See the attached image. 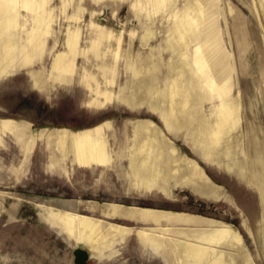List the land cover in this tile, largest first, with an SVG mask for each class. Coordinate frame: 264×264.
<instances>
[{"label":"rangeland","instance_id":"obj_1","mask_svg":"<svg viewBox=\"0 0 264 264\" xmlns=\"http://www.w3.org/2000/svg\"><path fill=\"white\" fill-rule=\"evenodd\" d=\"M208 17L212 28L206 34ZM178 25H190L191 34L182 38ZM171 45L183 57L216 53L203 69L207 74L198 78L197 98L213 124L218 75H210L221 67L224 87L239 100L240 121L223 138L232 162L207 161L183 129L165 128L167 66L177 56ZM58 58L61 71L65 65L71 70L65 80L50 75ZM192 67L195 71L196 64ZM145 69L146 100L130 108L124 97L139 86L133 72ZM154 96L158 106L153 108ZM5 118L26 122L33 141L24 147L0 128V264H74L75 249L87 255L83 264H180L164 246L140 234H158L167 225L133 217L131 207L224 222L241 236L248 256V261L227 258L226 264H264V197L253 175L264 176V0H0V120ZM146 119L178 154L203 168L220 187L214 191L218 199L202 198L184 186L164 195L137 185L130 167L133 126ZM56 128L77 137L94 128L89 134L100 140L110 161L82 167L37 136ZM43 207L94 217L116 229L92 254L50 217L41 219ZM108 208L110 216L98 211ZM118 211L125 216H114ZM192 228L170 227L165 236L177 239L173 231Z\"/></svg>","mask_w":264,"mask_h":264},{"label":"bare ground","instance_id":"obj_2","mask_svg":"<svg viewBox=\"0 0 264 264\" xmlns=\"http://www.w3.org/2000/svg\"><path fill=\"white\" fill-rule=\"evenodd\" d=\"M197 21L192 20L195 23ZM203 23L205 24L204 32L207 34L212 28L211 17L205 18ZM185 27L182 29L181 25L176 26V33L182 38V35L186 36L192 31L190 25ZM186 44L188 45L189 42H186ZM215 46L216 44H213V48ZM171 49L177 56L171 58L167 66L169 83H167L166 88L167 107L163 120L165 128L170 131L183 129L207 161L220 159L228 163L232 162L231 148L223 138L240 121L238 120L239 100L231 98L229 95L230 89L224 87L223 69L221 67H218V74L210 75L211 78L218 75V110L213 111L215 116L213 124L208 122L204 112L199 108L201 102L197 98L200 94L198 78L207 74L203 69L210 60L214 59L216 53L211 52L209 57L203 58L197 56L196 53L190 54V57H188V54L183 57L178 53V46L171 45ZM21 50L25 54L27 46L22 47ZM219 54L218 52V57ZM61 61L62 59H57L50 75L56 79L65 80L71 70L68 65H65L64 70L61 71L63 63ZM193 63L196 64L195 71L192 70ZM146 71L148 69L143 72L138 70L133 72L132 81L137 82L139 86L136 90L129 91L128 95L124 97L126 106L134 108L145 102L147 85L150 83V77L142 76ZM194 74L196 75L194 76ZM35 80L38 83L37 77ZM119 97L121 98L123 95ZM149 104L153 108L158 106L157 98L154 96ZM0 128L15 136L24 147L31 145L32 138L27 132L29 127L26 122H16L5 118L0 120ZM39 137L43 138L48 144L53 143L58 152L63 155L66 154V146L69 141V148L78 162L89 163L93 161L103 165L110 161L100 140H92L89 134L74 139L64 129L56 128V130L39 133ZM133 139L135 143L130 167L138 186L157 189L164 195H167L173 187L184 186L190 188L202 198L218 199L219 196L214 191L219 186H215L195 160L178 154L171 141L161 134L154 122L148 119L136 121L133 126ZM239 163L240 161L235 162L236 165ZM253 175L254 178L259 180L260 194L261 197H264V176L259 178L255 172ZM44 209L47 217H50L55 224L60 225L63 230L67 231L69 237L76 243L86 246L92 254H97L100 247L103 244L106 245L103 239L110 235L112 229H116L112 226L107 228L102 221L94 217L66 210H54L50 207ZM131 209L129 210H131L130 214L133 217L167 225V228H162V231L158 234L145 230H140V234L147 242L153 243L157 247L158 245L164 246L166 252L175 255L177 262H180V264H226L227 258L235 259L237 257L248 261V256L242 252L243 241L241 236L224 222L220 223L196 215L174 213L172 211L137 207H131ZM176 226L193 228L190 231H173L174 234L178 235L177 239H172L171 236L167 238L165 235L168 234L170 227ZM229 247L233 249V252L226 251Z\"/></svg>","mask_w":264,"mask_h":264},{"label":"crops","instance_id":"obj_3","mask_svg":"<svg viewBox=\"0 0 264 264\" xmlns=\"http://www.w3.org/2000/svg\"><path fill=\"white\" fill-rule=\"evenodd\" d=\"M107 124V123H106ZM95 128V127H94ZM94 128H92V129H94ZM92 129H87V130H85L86 132H87V134H89L90 132H92ZM65 130V129H64ZM70 136H72L74 139L75 138H77V136H76V134L74 133V132H69V131H67V130H65ZM11 134V133H10ZM12 135V134H11ZM85 135V134H84ZM90 135V134H89ZM92 135V134H91ZM13 136V135H12ZM38 137H39V134L37 135ZM93 137V136H92ZM91 137V138H92ZM40 138V137H39ZM16 140V139H15ZM92 140H94L93 138H92ZM32 141H33V139H32ZM67 151H66V154H68V153H70L71 154V157L73 158V160L77 163V164H79L80 166H82V167H104L103 165H100V164H98V163H96V162H89V163H81V162H78L75 158H74V154H73V152H72V150L69 148V141L67 142ZM61 154V153H60ZM55 162V164H59V160L58 161H54ZM57 162V163H56ZM99 211V213H101V214H104V215H108V216H110L109 215V212H111V210H110V208H108V209H104V210H98ZM107 212V213H106ZM119 213H114V216H119V215H122V216H125V213L124 214H122V213H120V211H118ZM40 218L41 219H43V220H46L47 221V215H46V211H45V209H44V207L41 209V211H40ZM50 224V223H49ZM50 226L51 227H53L54 228V226L52 225V224H50Z\"/></svg>","mask_w":264,"mask_h":264},{"label":"water","instance_id":"obj_4","mask_svg":"<svg viewBox=\"0 0 264 264\" xmlns=\"http://www.w3.org/2000/svg\"><path fill=\"white\" fill-rule=\"evenodd\" d=\"M73 263L74 264H83L85 262V260L87 259V255L79 250V249H75L73 251Z\"/></svg>","mask_w":264,"mask_h":264}]
</instances>
